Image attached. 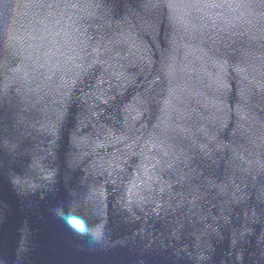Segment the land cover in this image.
<instances>
[{
	"label": "water",
	"instance_id": "1",
	"mask_svg": "<svg viewBox=\"0 0 264 264\" xmlns=\"http://www.w3.org/2000/svg\"><path fill=\"white\" fill-rule=\"evenodd\" d=\"M0 264H264V0H0Z\"/></svg>",
	"mask_w": 264,
	"mask_h": 264
},
{
	"label": "bare ground",
	"instance_id": "2",
	"mask_svg": "<svg viewBox=\"0 0 264 264\" xmlns=\"http://www.w3.org/2000/svg\"><path fill=\"white\" fill-rule=\"evenodd\" d=\"M75 224H78V222L77 221H73Z\"/></svg>",
	"mask_w": 264,
	"mask_h": 264
}]
</instances>
